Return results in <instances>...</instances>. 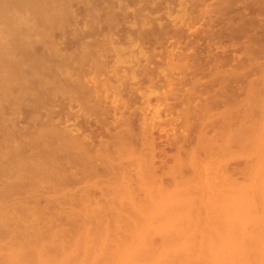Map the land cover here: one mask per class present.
<instances>
[{"label": "rangeland", "instance_id": "rangeland-1", "mask_svg": "<svg viewBox=\"0 0 264 264\" xmlns=\"http://www.w3.org/2000/svg\"><path fill=\"white\" fill-rule=\"evenodd\" d=\"M47 5L46 20L33 19L17 30L22 42L18 36L9 52L16 53L18 66L0 69L6 71H0V167L13 168L27 157L43 160L57 148L54 134L66 132L79 148L56 153L60 184L44 179L35 186L25 174L12 199L25 198L68 227L55 213L58 189L65 193L66 209L107 211L114 186L124 198L128 180L146 209L140 181L153 185L155 178L167 191L191 178L196 188L189 208L206 212L201 200L207 190L199 188L200 183L206 188L208 176L216 186H225L227 177L248 182L244 168L255 157L245 127L264 125V103L256 101L264 95V0H47ZM39 132L49 135L42 139ZM192 157L203 171L195 172ZM121 204L129 214L127 203Z\"/></svg>", "mask_w": 264, "mask_h": 264}, {"label": "bare ground", "instance_id": "bare-ground-1", "mask_svg": "<svg viewBox=\"0 0 264 264\" xmlns=\"http://www.w3.org/2000/svg\"><path fill=\"white\" fill-rule=\"evenodd\" d=\"M46 6L47 0H0V69L18 66L19 58L16 53L11 54L18 36L21 37L20 33L16 34L17 30L25 23L33 24L36 21L33 19L46 20ZM263 96L256 101L263 104ZM259 122L245 127V141L250 140V152L255 157L254 163L244 168L248 182L227 177L225 186H216L214 178L208 176L204 183L206 188H201V183L199 188L207 190V196L201 200L206 212L189 208L192 189L196 188L194 181L190 183L191 178L187 183L182 181L186 179H177L180 183L167 191L158 186L155 178L154 186L148 183L153 187L140 181L138 188L147 194L146 209L143 201L134 199L135 189L125 180L124 198L114 186L112 196L108 197L107 211H96L89 206L66 209L63 206L65 193L58 189L55 213L65 217L68 227L56 224L54 218L47 216L49 212L45 214L40 208L28 205L25 198L12 199L13 187L27 178L25 174L35 186L44 179L59 181L58 184L62 181V175L54 168L56 153L69 155L73 152L70 149L79 148V143L66 132L54 134L57 148L51 149L52 153L41 158L43 160L27 157L13 168L0 167L3 183L0 185H4L0 188V264H264V125ZM46 132H39L40 138L44 139ZM190 165L196 173L204 170L196 157L191 158ZM28 167L32 168L29 173ZM210 167L208 164L209 171ZM121 202L127 203L129 214L124 215L118 208L117 203Z\"/></svg>", "mask_w": 264, "mask_h": 264}]
</instances>
